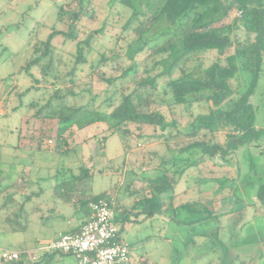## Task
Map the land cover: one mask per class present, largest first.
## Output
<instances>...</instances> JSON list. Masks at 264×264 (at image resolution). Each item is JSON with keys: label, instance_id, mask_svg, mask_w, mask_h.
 Returning a JSON list of instances; mask_svg holds the SVG:
<instances>
[{"label": "trees", "instance_id": "obj_1", "mask_svg": "<svg viewBox=\"0 0 264 264\" xmlns=\"http://www.w3.org/2000/svg\"><path fill=\"white\" fill-rule=\"evenodd\" d=\"M100 1L72 0L59 6L60 27H53L45 40L32 46L21 68L32 78V85L21 95L45 90L40 101L32 104L35 112L28 120L36 124L31 138L37 150L49 142L56 153L68 154L76 147V129L92 127L93 134L85 136L82 144L95 138L104 149L108 139L118 136L126 155L142 143L158 144L172 156L190 154L199 165L231 161L241 147L261 141L264 131L257 127V110L250 98L264 66L262 0H110V7L118 4L130 15L120 32L114 33L112 46L99 49V38L116 31V19L122 17L118 11L99 29L86 30L85 20H98L95 7ZM70 42L75 43L74 49L67 48ZM207 54L215 56L208 64ZM240 70L249 80L245 90L236 94L230 81ZM2 94L0 100L5 98ZM155 157L158 153L150 151L142 160L152 166L148 170L159 171L155 177L139 178L126 161L117 167L116 172H127L129 179L122 185L124 196L112 200L108 192L90 194L85 183L93 176L92 169L81 165L73 176V189L65 188L61 197L73 201L74 212L85 216L81 227L90 217V205L100 199L113 202L115 218L118 212L124 222L137 221L131 216L140 212L145 218L163 215L172 207L177 183L168 162L151 165ZM1 163L0 189L7 191ZM25 172L12 186L18 180L27 184ZM211 173L213 179V169ZM13 195H8L5 205L14 201ZM130 198L135 200L126 206ZM256 199L264 206V183ZM28 200L24 195L22 205ZM19 252L15 261L0 256V264H41L49 254L33 261L27 250ZM57 254L73 256L53 251Z\"/></svg>", "mask_w": 264, "mask_h": 264}, {"label": "rangeland", "instance_id": "obj_2", "mask_svg": "<svg viewBox=\"0 0 264 264\" xmlns=\"http://www.w3.org/2000/svg\"><path fill=\"white\" fill-rule=\"evenodd\" d=\"M71 1L0 0V93L5 97L0 100V161L5 171L2 182L8 189H0V256L4 250L16 248L27 250L31 257L43 254L40 242L53 230L39 217L50 216V210L63 201L65 188L73 189V176L79 174V166L92 169L93 176L85 183L90 194L109 193L113 188L124 196L122 185L129 179L127 172L117 173V167L126 161L129 169L136 168L139 178L155 177L159 171L148 170L152 166L146 165L147 161L142 164V160L145 153L156 151L159 158L155 157L151 165L161 167L163 161L168 162L171 176L176 179L172 207L154 218H145L140 212L131 216L137 221L126 222L116 212L119 229H123L121 239L131 246L137 264H264V206L256 199L264 183V137L256 144L241 147L231 161L217 159L199 165L190 154L172 156L158 144L142 143L126 155L118 136L108 139L104 149L95 138L82 144L85 136L93 134L92 127L76 129V147L68 154L56 153L49 142L41 150L36 149L31 138L36 124L28 120L35 112L32 104L40 101L45 90L21 95L32 85V78L21 68L32 46L45 40L53 27H60L58 7ZM259 4L264 6V0ZM95 8L98 20L83 22L88 31L99 29L107 17L122 12V17L116 19L117 30L108 31L98 41L99 49L111 47L114 33L120 32L130 11L118 4L110 7V0L100 1ZM74 47L73 42L67 44L68 49ZM214 57L207 54V64ZM248 80V74L240 70L230 84L238 94L245 90ZM250 102L257 110V127L264 131V66ZM186 122L184 119L183 124ZM211 169L215 172L213 179ZM24 171L28 189L19 180L12 186ZM14 193V201L5 205L8 195ZM24 195L29 200L23 206ZM134 200L130 198L127 204ZM69 261L74 260L70 257Z\"/></svg>", "mask_w": 264, "mask_h": 264}, {"label": "built area", "instance_id": "obj_3", "mask_svg": "<svg viewBox=\"0 0 264 264\" xmlns=\"http://www.w3.org/2000/svg\"><path fill=\"white\" fill-rule=\"evenodd\" d=\"M237 11L236 15L241 16ZM91 214L77 233H61L45 247L47 251L72 254L80 264H137L129 244L118 237L113 202L100 199L90 205ZM1 258L15 261L19 251L4 250Z\"/></svg>", "mask_w": 264, "mask_h": 264}, {"label": "crops", "instance_id": "obj_4", "mask_svg": "<svg viewBox=\"0 0 264 264\" xmlns=\"http://www.w3.org/2000/svg\"><path fill=\"white\" fill-rule=\"evenodd\" d=\"M120 181L123 182L122 177L120 178ZM24 187L28 189L27 184L24 185ZM112 189L113 188H111L108 197L114 200L115 197L120 195L118 194L117 191L114 192ZM127 202L128 199L125 200L124 202L125 205L127 204ZM74 209L75 208L73 201L63 199V201L61 202V204H59V206L50 210L51 212L50 216L42 215L41 217H39L41 223L47 225L51 230H53L52 235H50L46 239H42L40 242L41 244H43V247L41 248L43 254L40 257H42L44 253H49L46 257H43L41 259V264H47L49 262L51 264H80L79 261L74 256H66L61 254L53 255V251L45 250V247L49 245L52 241H55L61 233H75L80 230L81 225L85 221L84 218L85 216L82 214H76L74 212L75 211ZM21 249L22 248L7 249V250L20 251ZM40 257H35V255H33L32 260L37 261V259ZM70 257L73 258L74 260L73 262L69 261Z\"/></svg>", "mask_w": 264, "mask_h": 264}]
</instances>
